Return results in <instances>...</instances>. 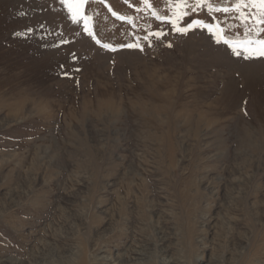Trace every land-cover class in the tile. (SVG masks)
<instances>
[{
	"label": "rangeland",
	"instance_id": "1",
	"mask_svg": "<svg viewBox=\"0 0 264 264\" xmlns=\"http://www.w3.org/2000/svg\"><path fill=\"white\" fill-rule=\"evenodd\" d=\"M235 4L92 0L85 32L0 0V264H264V25Z\"/></svg>",
	"mask_w": 264,
	"mask_h": 264
},
{
	"label": "snow or ice",
	"instance_id": "2",
	"mask_svg": "<svg viewBox=\"0 0 264 264\" xmlns=\"http://www.w3.org/2000/svg\"><path fill=\"white\" fill-rule=\"evenodd\" d=\"M90 2H92V0H59V3L61 5H66L68 8V11L70 13V17L72 19V21L74 23L79 24L81 21H83V28L84 31L87 32L88 31V20L89 17L85 14V9L84 6L89 5ZM125 2L127 3L128 0H125ZM149 2V0H143V3L147 4ZM178 2L180 4H184V5H189V0H178ZM209 2L210 0H191V5L189 6V10L188 11H183L181 13V15H183L184 17H187L190 13H196L199 9L203 8V7H208L209 11H215V12H228V8L227 7H223V8H211L209 6ZM248 6H251L253 9H258L259 10V19L257 20V23L264 25V0H236V4L235 7L237 9H245ZM111 11V9H109ZM113 15H117L115 12L112 13ZM173 15H175V13H173ZM120 19H127L125 17H119ZM247 18L252 19L253 14L251 12L247 13ZM156 19L159 20L161 23H170L172 24V27L174 30L179 31V32H187L189 29H191L193 27V25H199L201 23H204L201 20H192L190 23H187L184 27L181 28H177L175 23L172 22L171 18L168 16H156ZM179 19V17H178ZM130 23H132L134 25V21H130ZM28 31H31V29H29ZM249 31H251V29H249ZM17 35H19V33H17ZM163 33L160 32L159 30L155 31V32H148L143 39L145 41H147L149 39V36L152 37H160L162 36ZM99 42V41H98ZM225 43H228L226 40L224 41ZM261 44H264V40L260 41ZM105 48H108L109 45H103ZM125 45H121V47H124ZM127 47L133 48V47H140L141 50H143L142 46H140L139 44H129L126 45ZM150 46V44H149ZM169 47H171V45H168ZM233 53L237 56L242 55L241 51L237 50L236 48H233ZM245 55V58H249L247 55V52L245 51V53H243ZM260 56H264V48H262L259 53Z\"/></svg>",
	"mask_w": 264,
	"mask_h": 264
},
{
	"label": "bare ground",
	"instance_id": "3",
	"mask_svg": "<svg viewBox=\"0 0 264 264\" xmlns=\"http://www.w3.org/2000/svg\"><path fill=\"white\" fill-rule=\"evenodd\" d=\"M20 103H23V102H20ZM20 103H19V104H20ZM12 104H15V103H12ZM21 105H22V104H21ZM9 107H10V106H9ZM19 107H21V106H19ZM11 108H12V107H10V109H11ZM13 108H16V107L14 106ZM21 108H22V107H21ZM19 110H20V109H19ZM19 110H18V111H19Z\"/></svg>",
	"mask_w": 264,
	"mask_h": 264
}]
</instances>
